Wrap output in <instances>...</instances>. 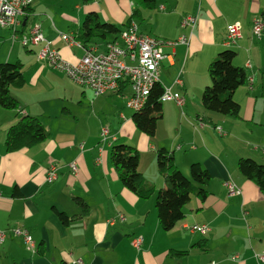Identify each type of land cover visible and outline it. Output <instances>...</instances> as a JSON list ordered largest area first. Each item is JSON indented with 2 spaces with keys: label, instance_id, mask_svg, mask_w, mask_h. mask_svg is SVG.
<instances>
[{
  "label": "crops",
  "instance_id": "1",
  "mask_svg": "<svg viewBox=\"0 0 264 264\" xmlns=\"http://www.w3.org/2000/svg\"><path fill=\"white\" fill-rule=\"evenodd\" d=\"M50 6L44 2L33 3L25 16L20 17V25L14 29L0 26V62H20L25 78L21 88L11 90L18 108L6 109L0 105V231L5 232L0 243V264H58L61 261L68 264H264L255 256L264 253V194L237 167L241 158H251L264 165V50L256 52L255 66L249 61L255 42L252 21L259 16L264 20V0H156L151 9L136 0H85L82 7L76 5L80 13L81 10L85 15L95 12L100 19L117 25L124 23L133 11L136 14L132 22L137 24L136 17L140 21L148 19L146 32L139 30L137 24L138 31L165 41L163 51L167 56L160 63L159 83L184 96L182 106L172 101L162 102V116L153 137L140 132L132 115L127 114V119L120 110L108 125L115 139L105 141L101 133L100 140L81 139L88 137V131L80 133L81 102H75L79 95L72 84L67 83L62 90V107L53 116L45 111L49 106L44 100L28 96L37 97L42 88L48 89L50 84L45 81H50L51 74H62L38 60L42 42L22 44V38L30 36L35 23L41 25L44 39L70 63L79 61L85 48L101 50L98 45L81 47L61 39L62 33L71 34V30L79 27L82 19L65 12L61 18H53L48 10ZM186 16L195 17L193 28L181 27V20ZM236 22L241 27V37L232 45L238 52L235 64L247 67L249 90L253 89L254 82L261 83V88L248 92L245 81L236 89L234 99L240 105V113L243 108V114L231 119L204 109L201 94L210 84L208 64L217 52L229 48L222 41L228 26ZM262 31L260 38L254 37L264 38V27ZM182 35L187 37V43H166ZM244 53L245 61L249 62H240ZM178 74L182 86L173 85ZM84 88L94 98L92 90ZM126 90L128 96L129 85L121 93L95 96L93 105L99 104L102 108L104 102L110 104V97L124 95ZM82 93L87 99L85 92ZM103 95L109 98H99ZM65 100L77 111L70 110ZM24 113L41 121L48 131V139L8 152L7 131ZM65 116L71 120L72 127L62 124ZM217 124L221 125L220 132L207 126L218 127ZM241 125L246 128L241 130ZM135 128L140 132L136 147L140 153L138 169L144 178L153 181L155 188L163 183L157 171L156 154L145 166L142 150L157 153L158 149L165 148L173 154L175 164L184 175L190 177V166L196 162L211 178L206 186V199L202 201L193 196L188 202L191 205L186 208L187 203L183 207V220L170 231H163L159 226L155 194L141 199L129 192L109 160L107 147L112 141H118V133L123 138L132 137ZM50 161L58 164V171L56 179L47 183ZM72 164L76 171L72 170ZM227 182L235 184L239 193L229 195ZM14 189L20 195H13ZM74 197L86 203L85 212L80 213ZM59 212L69 218L81 216L64 224ZM118 213L125 220L109 223ZM195 223H206L209 230L205 234L190 233L183 227ZM14 228L29 232L32 249L27 248L21 235L12 232ZM137 237L142 238L139 249L132 244ZM174 251L188 253L176 256L172 254ZM235 255L237 258H233Z\"/></svg>",
  "mask_w": 264,
  "mask_h": 264
},
{
  "label": "trees",
  "instance_id": "2",
  "mask_svg": "<svg viewBox=\"0 0 264 264\" xmlns=\"http://www.w3.org/2000/svg\"><path fill=\"white\" fill-rule=\"evenodd\" d=\"M155 2L156 0H136V3L148 9L153 8ZM32 4L24 8L23 16ZM135 14L136 11H133L131 16L121 26H118L112 22L102 21L95 12H89L82 25L71 30L70 36L73 40L80 42L81 47L98 45L101 50L100 48L94 50L103 52L108 45L119 40L120 33L129 26ZM262 21L264 23L263 19ZM162 41L165 43L164 40ZM236 55L235 50L224 48L217 52V56L209 62L207 70L211 82L201 94V105L204 109L222 115L239 117L240 105L234 99V92L244 84L247 75L245 68L234 64ZM24 83L25 78L20 62H0V105L6 109H17L18 102L11 95V90L21 88ZM128 85L127 79L120 81V87L116 92L121 93ZM163 92L162 85L159 82L155 83L149 91L143 109L135 111L131 116L136 128L146 136L155 135L158 119L162 116V102H166L160 100ZM48 136V131L37 117L24 113L17 117L16 122L7 131L6 150L12 152L34 146L46 141ZM139 158V152L131 145L118 142L111 146L110 161L123 187L141 199H148L155 194L159 226L163 231H170L183 220V207L193 196L202 201L206 199L208 193L206 186L211 178L206 169L196 162L190 166V177L184 175L175 164L173 154L165 148H160L156 153V161L157 171L162 177L163 185L156 189L139 171ZM237 167L239 172L253 181L264 194V165L251 158H241ZM12 194L20 195V192L14 189ZM74 199L82 207V213L85 212L86 203L79 197H74ZM58 215L64 224L81 216L80 214L69 218L61 212ZM187 253L188 251H174L172 254L182 256ZM58 264L68 263L61 261Z\"/></svg>",
  "mask_w": 264,
  "mask_h": 264
},
{
  "label": "built area",
  "instance_id": "3",
  "mask_svg": "<svg viewBox=\"0 0 264 264\" xmlns=\"http://www.w3.org/2000/svg\"><path fill=\"white\" fill-rule=\"evenodd\" d=\"M35 0H0V26L14 29L20 25V17L24 14V8L29 6ZM181 27L195 25V17L186 16L182 18ZM264 23L261 18H253L252 32L256 38L261 37V32ZM239 23L229 25L227 33L223 39V45H233L238 38L241 37V29ZM60 38L65 42H70L81 46L79 42L73 40L70 34L62 33ZM23 45L29 42H42L40 50L37 52L39 61H45L50 66L66 73L75 83L88 87L92 90L95 96L105 93H114L119 87L120 81L128 80L131 93L128 95L125 105L129 109H133L135 104L140 103L144 93H149L151 80L159 82L160 63L167 55L163 51L164 42L153 36L142 34L138 31V26L135 22H130L119 36V40L114 44L108 45L103 52H96L94 49H88L84 55L76 63H70L62 58L59 51L53 48L50 42L43 37L41 25L35 23L29 37H23L21 40ZM187 43V37L181 36L176 41H169L168 44ZM126 59H134L138 62V69H128ZM174 85L182 86L180 74L173 81ZM161 101H173L176 105L184 104V96L178 92H163L160 97ZM218 131H221L218 128ZM102 140L108 138L115 139V135L110 133L108 127L102 128ZM73 171H76V166L71 165ZM58 164L50 161L46 170V182L52 183L57 177ZM229 195L239 193V189L235 184L227 182ZM119 218L123 220V216ZM114 219L108 220L109 223H114ZM184 229L190 233L205 234L209 230L206 223L184 225ZM12 232L16 235H21L27 244L28 249L33 248L32 237L26 229L14 228ZM5 238V232L0 231V243ZM142 238H134L132 244L139 249ZM256 258L261 262L264 261V253L255 254ZM233 258H237L235 255ZM211 264H215L211 262Z\"/></svg>",
  "mask_w": 264,
  "mask_h": 264
},
{
  "label": "rangeland",
  "instance_id": "4",
  "mask_svg": "<svg viewBox=\"0 0 264 264\" xmlns=\"http://www.w3.org/2000/svg\"><path fill=\"white\" fill-rule=\"evenodd\" d=\"M88 1L93 2V1H101V0H88ZM40 2L41 3L44 2L45 4H50L51 5L48 8V10H49V12H50V14H51V16L53 18H56V19L61 18L63 12H65L67 14H70V15H73L76 18L79 16L80 20L81 19L82 20L80 21L78 26H81L83 21H84V19H85L86 15H85L84 11L81 10V13H80V8H77V7H82L83 4L85 3V0H35L33 3L37 4V3H40ZM76 5H77V7H76ZM44 7H41V8L44 9ZM101 20L105 21V20H103V18H101ZM148 21H149L148 19L140 21L136 17V22H137V24L139 26V30H142V31L146 32V29L149 26L148 25ZM108 22H110V21H108ZM144 22H146L147 24H145ZM118 24H119L118 26H121L120 23H118ZM67 26L68 25H66L65 29H67ZM261 34H263V31L261 32ZM253 39H254L255 42H254V44H252V52L249 55V61L251 62V64L253 66H255L256 63H257L255 54L258 51H263L264 50V38H261L260 40H258V39H256L253 36ZM234 47L235 46H232V47H229V48L232 49V50H235ZM237 54H238V52H237ZM215 56H217V53H216ZM236 57H237V55H236ZM245 60H246V53L243 54V59L240 60V62H244ZM249 61L247 60L245 62H249ZM236 63H238L237 59H236ZM234 64H235V61H234ZM44 65L47 66L46 63H44ZM245 68L247 70L246 73H248V74H246L247 75V79H246V84H244V87H246L248 92H251V91H253L256 88H258L260 90L261 83H256V82L253 83V89L249 90V88H248V86L250 85L249 71H248L247 67H245ZM56 71L59 72L60 70L56 69ZM207 74H208V71H207ZM208 76H209V74H208ZM46 77H44V78H46ZM48 78L50 79V81H45V83H49L50 84V87L48 89L45 90V89L42 88V90L39 92V95L37 97H32L31 94H29L28 96H30V99L31 98H34V99L35 98H39L41 100H44L49 106V109H46L45 111L48 112L50 116H53L62 107V103H63V100L61 99L62 90L66 88L67 83L72 84L75 87V93H78V95H79L78 98L75 99V102H77V101L81 102V110H80L81 111V113H80L81 117H80V122H79L80 133L84 134L86 130L88 131V137L87 136L86 137H81L82 140H86V139L92 140L94 138L96 140H98V138H99V140H100L102 138V136L100 138V133L102 132V128H104V127H108L109 128L108 125L110 124L111 120L115 116H118V112L120 110L124 112V114H125L127 119H128L127 114L132 115L134 113L133 110L127 108L126 105H125V100H126V97H127V90H126V92H124V95L126 96L125 99H124V95H115V96L110 97V98L109 97H104L106 95H103L102 97H99V98H109L111 100L110 104L108 102H104V106L102 108H100L99 104H94L93 105V102L95 101L96 97L94 96V98H93L92 94H90V91L88 89L84 88L83 86H80L79 84H76L74 81H72L66 75V73L62 72V74H60V75L51 74ZM210 82H211V80H210ZM27 85L29 87L30 83H28ZM28 89L30 91V88H28ZM83 91L85 92V95H86L87 99H84L83 93H82ZM69 102H70L69 100H65V103H66V105H68V108H70V110H72L73 112L77 111V108L74 107V106H71L69 104ZM242 114H243V108H242V111H241L240 115L242 116ZM227 117H229L231 119H235L236 118V117L230 116V115H227ZM59 119H61V118H59ZM62 121H63L62 124L64 126L72 127V122H71L70 119L67 118V116H65L62 119ZM244 123L246 125H249L247 122H244ZM207 126L209 128H211L212 131H218V128L221 129V127H220L221 125L218 126V124H217L218 127H213L212 125H207ZM247 127H249V126H247ZM239 128L241 130H244L246 128V126L245 125H241ZM135 130H136V133L132 137L123 138L118 133V141H115V140L112 141L111 139L108 140V141L109 142L112 141L113 144L118 143V142H124V143H126L128 145H131V146L136 148L137 145H139L138 135L140 134V132L136 128H135ZM223 132H225V131H223ZM216 136L219 137L218 135H216ZM212 143H215V141L212 142ZM112 145H110V146H112ZM110 146L107 147L109 150H110ZM141 153L145 157V166H147L148 165V161L151 158H153V157L155 158L156 151H151V150L143 151L142 150ZM109 160H110V151H109ZM156 164H157V161H156ZM147 180H149V179H147ZM149 181L151 183H153L152 180H149ZM161 185L160 186L156 185L157 186L156 189L160 188ZM194 200H195V198H194ZM190 205L191 204L188 203L186 205V208L189 207ZM78 207L81 209L80 213H82V211H83L82 207L81 206H78ZM120 215L123 216V220H121L119 218ZM110 219H114L115 221L123 222L125 220V216L122 213H118L114 217H111Z\"/></svg>",
  "mask_w": 264,
  "mask_h": 264
},
{
  "label": "bare ground",
  "instance_id": "5",
  "mask_svg": "<svg viewBox=\"0 0 264 264\" xmlns=\"http://www.w3.org/2000/svg\"><path fill=\"white\" fill-rule=\"evenodd\" d=\"M225 46L231 47L232 45H225ZM126 66L128 67V69H138V62H136V60H134V59H126ZM155 83H158V80H151V87ZM164 92H168V88H164ZM148 94L149 93H144V96H142L140 103L135 104L133 106V109H131V110H133L135 112V111H140L141 109H143V107L146 103Z\"/></svg>",
  "mask_w": 264,
  "mask_h": 264
}]
</instances>
